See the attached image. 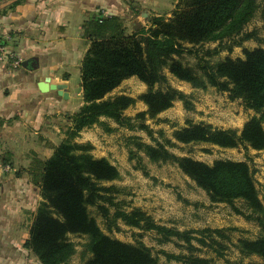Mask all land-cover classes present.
<instances>
[{
  "label": "trees",
  "instance_id": "16d2710c",
  "mask_svg": "<svg viewBox=\"0 0 264 264\" xmlns=\"http://www.w3.org/2000/svg\"><path fill=\"white\" fill-rule=\"evenodd\" d=\"M21 1L17 0L13 5ZM257 9V0H182L173 18L165 20L155 16L149 27L136 24L137 29L130 35L126 34L120 16H90L82 25L84 37L91 42L80 68L84 104L72 116L74 127L69 130L70 136H77L82 129L94 124H102L106 130H111L101 117L114 118L120 124L132 127L129 119L123 116V110L134 99L125 95L104 99L130 76H138L152 88L141 96L151 115L171 107L177 99L187 102L188 96L169 83L165 73L168 69L178 78L196 86L211 85L220 91H227L231 98H241L246 107L260 114V117L255 116L246 122L240 134L234 129L197 123L176 132L179 141H211L227 147L245 143L255 149H264V48L248 49L244 58L227 57L215 63L200 58L197 70L174 56L186 50L182 46L183 41L204 43L239 36L235 43L241 44L246 39L258 38L255 31H243ZM228 46L231 48V45ZM193 51L187 49V52ZM202 52L203 55H212L219 49L207 48ZM156 85L158 88H155ZM145 149L152 160L177 162L184 173L207 191L211 201L229 203L238 213L243 211L234 205V201H245L256 213L253 218L262 227L263 234L257 240H241V252L256 253L264 259V205L247 162L216 160L208 164L191 157L176 156L162 144H147ZM31 170L35 182L42 189L44 201L25 244L38 255L42 264H69L68 260L74 253L73 244L68 240L70 233L89 236L87 247L92 257L86 264L156 262L157 258L146 244L141 241L130 244L111 238L89 214L88 206L97 205L103 215L109 217V207L99 201L108 200L116 204L112 195H108L113 188L101 184L119 177L118 168L107 158H95L89 153L87 145L64 142L50 158L42 160L35 157ZM113 217L122 218L127 224L145 230H156L161 235V242L170 241L173 236H182L195 248L191 239L196 237L191 236L189 231L181 232L160 225L141 210L127 212L118 208ZM212 232L226 237L220 229ZM198 240L206 242L205 239ZM166 255L186 264L208 262L205 258L192 255Z\"/></svg>",
  "mask_w": 264,
  "mask_h": 264
},
{
  "label": "rangeland",
  "instance_id": "374dc122",
  "mask_svg": "<svg viewBox=\"0 0 264 264\" xmlns=\"http://www.w3.org/2000/svg\"><path fill=\"white\" fill-rule=\"evenodd\" d=\"M159 1L161 6L156 7L153 5L155 0H150L146 5L137 0H125L129 6L121 19L126 34H132L137 29L136 24L141 23L149 27L155 16L170 20L174 17L177 5L182 2ZM257 3V12L243 31H255L258 38L246 39L241 44L235 43L239 36L235 39L225 38L222 41L204 43L183 41L182 46L186 50L181 55L174 56L197 70L200 58L215 63L227 57L244 58L248 49L264 48V0H257ZM106 16L109 15L101 17ZM228 45H231V48ZM207 48H218L219 52L203 55L202 49ZM187 49L194 51L187 52ZM198 72L201 74V71ZM165 73L169 83L188 96L187 102L177 99L171 107L151 115L141 96L152 88L136 75L125 78L104 97L114 99L125 95L134 99L133 103L123 110V116L129 119L132 127L120 124L114 118L101 117L110 125L111 130H106L102 124H94L82 129L77 136L71 137L69 130L74 127L72 116L84 104L80 76L71 80V99H64V105L68 104V107H64L61 119L55 121L53 118H46V124L39 126L26 120L16 124V128L12 129L15 131L7 130L5 121L1 120L0 221L20 223L22 229L18 235V243H12L16 248H13L14 252L7 251L5 247L0 251V264H42L38 255L25 244L30 237V228L38 209L44 201L42 189L35 182L31 165L35 157L42 160L50 158L55 149L64 142L87 145L89 153L95 158H107L119 170L118 178L101 182L113 188L108 195H112L116 204H111L108 200L99 201L109 207L110 216L105 217L97 205L88 206L89 214L106 235L130 244L143 242L151 248L152 255L157 258L154 264H186L169 259L166 253L205 258L208 260L205 264L264 263L263 257L256 253L241 252V240H257L263 234L262 227L253 218L256 213H253V209L245 201H234V205L240 208L242 213H238L229 203L211 201L207 191L184 173L177 162L152 160L145 149L147 144H162L176 156L191 157L208 164H213L216 160L247 162L253 172L259 198L264 205V149H255L245 143L234 147L211 141L186 143L176 138V132L197 123L210 124L220 129H234L240 134L245 123L255 116L260 117V114L246 107L241 98H231L227 91H220L211 85L196 86L178 78L168 69H165ZM155 88H158V85ZM52 124L53 126H50ZM262 124L264 127V121ZM48 126L53 129L51 132L45 131ZM12 141L17 143L18 151L16 157L10 160L6 158V154L11 152ZM118 208L127 212L138 209L160 225L181 232L189 231L191 236L196 237L191 239L195 248L182 236H173L172 240L161 242V235L156 230H145L127 224L122 218L113 217ZM205 229L210 230L204 231ZM211 229H220L226 237L212 232ZM198 239H205L206 242ZM68 240L74 247V253L68 263L86 264L92 257L87 247L89 236L70 233Z\"/></svg>",
  "mask_w": 264,
  "mask_h": 264
},
{
  "label": "crops",
  "instance_id": "0c3cea01",
  "mask_svg": "<svg viewBox=\"0 0 264 264\" xmlns=\"http://www.w3.org/2000/svg\"><path fill=\"white\" fill-rule=\"evenodd\" d=\"M15 1L0 0V40L23 61L36 57L38 64L31 69L22 65L15 68L11 63L0 65V119L10 131L26 120L39 126L46 124V118H62L68 104L64 105L66 101L57 92L40 91L39 82L68 84L71 99V80L81 77V63L91 43L83 35V23L98 14L122 17L129 6L125 0H22L13 5ZM153 5L160 7L161 2L155 0ZM16 144L12 141L6 158L16 157ZM21 229L20 223L0 221V251L5 247L14 252L12 243H18Z\"/></svg>",
  "mask_w": 264,
  "mask_h": 264
},
{
  "label": "water",
  "instance_id": "95a60500",
  "mask_svg": "<svg viewBox=\"0 0 264 264\" xmlns=\"http://www.w3.org/2000/svg\"><path fill=\"white\" fill-rule=\"evenodd\" d=\"M37 59L36 57H30L28 59H25L22 62V66L31 69L37 66ZM39 89L43 93H47L49 91H56L59 96H62L64 99H68L70 97L69 91H68V84L66 83H48L47 81H40Z\"/></svg>",
  "mask_w": 264,
  "mask_h": 264
},
{
  "label": "built area",
  "instance_id": "2783aa9c",
  "mask_svg": "<svg viewBox=\"0 0 264 264\" xmlns=\"http://www.w3.org/2000/svg\"><path fill=\"white\" fill-rule=\"evenodd\" d=\"M22 62V57L10 51L0 40V65L11 63L14 67H18L22 65Z\"/></svg>",
  "mask_w": 264,
  "mask_h": 264
}]
</instances>
